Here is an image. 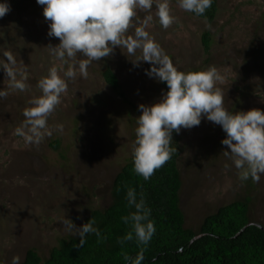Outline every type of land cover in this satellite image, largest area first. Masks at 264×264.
<instances>
[{"label": "rangeland", "instance_id": "1", "mask_svg": "<svg viewBox=\"0 0 264 264\" xmlns=\"http://www.w3.org/2000/svg\"><path fill=\"white\" fill-rule=\"evenodd\" d=\"M7 2L10 11L0 19V60L10 51L29 73V88L20 92L6 88L0 69V90L9 91L0 99V260L11 264L14 256L21 262L29 248L45 259L60 240L71 236L62 220L68 217L81 226L91 209L109 205L113 178L132 154L138 106L154 103L164 90L146 75L149 63L134 66V57L117 47L109 57L92 62L87 78L78 75L69 81L61 104L48 118L50 128L62 124L63 131H54L39 145L26 144L15 129L32 97L41 95L38 81L60 63L48 47L59 40L49 37V22L37 0ZM217 2V15L208 23L170 0L176 22L164 29L154 17L148 31L179 70L215 66L224 77L217 88L229 112L264 110V0ZM138 15L143 18L145 13ZM205 31L212 38L209 54L201 42ZM133 32L129 29L128 34ZM81 59L85 57L78 54L73 63ZM105 59L118 77V90L101 75ZM176 135L185 227L196 229L207 214L242 198L251 200V220L264 226V176L259 183L239 179L224 156L222 128L202 119L199 126ZM56 139L57 150L51 146Z\"/></svg>", "mask_w": 264, "mask_h": 264}, {"label": "clouds", "instance_id": "2", "mask_svg": "<svg viewBox=\"0 0 264 264\" xmlns=\"http://www.w3.org/2000/svg\"><path fill=\"white\" fill-rule=\"evenodd\" d=\"M37 3L43 6L44 18L49 22V37L59 40L57 45L48 47L50 55L60 63L52 66L38 81L41 95L29 101L30 106L23 112L25 119L15 129L16 136L28 145H39L54 131L62 132L63 125L50 128L48 118L61 104L69 81L78 75L87 78L92 62H100L119 47L128 58L134 57L130 59L134 66L149 63L151 67L145 69L146 75L167 85V90L162 86L164 92L157 101L138 106L141 114L136 120V139L131 154L136 174L150 179L171 159L173 132L179 134L181 129L197 127L202 119H206L226 133L221 141L227 149L223 151L224 156L237 169L239 179L260 182L264 176V110L229 112L224 107V93L217 88V83H223L224 77L215 66L204 70L191 68L199 70L185 72L174 65L148 31L154 17L164 29L176 22L170 0H37ZM212 3L213 0H177L180 9L197 16L204 15ZM9 11L7 0H0V19ZM139 12L145 13L143 18L139 17ZM129 29H134L130 35ZM78 54L85 59L73 63ZM3 57L0 69L8 81L6 88L27 91V68L18 65L10 51L3 52ZM8 95L9 91L0 90V99ZM126 199L135 211L122 217L123 222L130 225V231L120 242L135 240L138 246H147L156 231L150 219L151 209L142 196L137 199L134 188H128ZM61 223L70 235L79 237L81 247L89 234L101 238L93 219L81 226L68 217ZM124 260L126 264H142L143 250L135 258L126 255ZM11 264H20V257L14 256Z\"/></svg>", "mask_w": 264, "mask_h": 264}, {"label": "trees", "instance_id": "3", "mask_svg": "<svg viewBox=\"0 0 264 264\" xmlns=\"http://www.w3.org/2000/svg\"><path fill=\"white\" fill-rule=\"evenodd\" d=\"M217 12L218 2L213 0L204 15L191 14L212 23ZM201 42L204 52L209 54L210 32L202 34ZM101 75L114 90L119 89L117 75L107 59ZM162 86L167 90L166 83L162 82ZM177 141L173 132L171 159L148 180L135 173L133 155L120 169L110 188L109 205L91 209L83 221L84 224L95 220L101 238L89 234L81 247L79 237L71 235L60 240L45 259L29 248L20 264H126V255L135 258L142 250V264H264V226L251 220L249 198L235 199L218 207L207 214L196 229L185 227L178 167L181 149ZM51 146L57 150L60 141L56 139ZM128 188H134L137 199L142 196L151 209L150 219L156 231L147 246H138L135 240L120 242L130 231V225L125 224L122 217L135 211L128 206ZM0 264L4 263L0 260Z\"/></svg>", "mask_w": 264, "mask_h": 264}]
</instances>
